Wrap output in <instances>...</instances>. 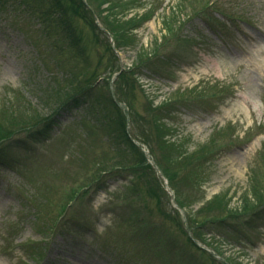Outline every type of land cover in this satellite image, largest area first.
I'll return each instance as SVG.
<instances>
[{
  "label": "rangeland",
  "instance_id": "obj_1",
  "mask_svg": "<svg viewBox=\"0 0 264 264\" xmlns=\"http://www.w3.org/2000/svg\"><path fill=\"white\" fill-rule=\"evenodd\" d=\"M24 1L0 0V264H264V0H125L119 56L78 0L35 45Z\"/></svg>",
  "mask_w": 264,
  "mask_h": 264
},
{
  "label": "trees",
  "instance_id": "obj_2",
  "mask_svg": "<svg viewBox=\"0 0 264 264\" xmlns=\"http://www.w3.org/2000/svg\"><path fill=\"white\" fill-rule=\"evenodd\" d=\"M112 2L114 4H112ZM128 2L131 4L136 3L133 0H128ZM103 4H107L108 7L105 9H101L99 6L98 9L94 10L93 8L89 9L87 6H85V4H83V0H78L76 5L78 9L77 12L79 14L85 12L86 13L85 15H87L88 18L90 17V21L94 27H96L94 17L97 16L100 19L103 28L112 35L116 43L115 46L116 49L122 50L123 48L127 47L129 43H131L132 38L130 36V32L132 28H134L131 27L133 25L132 24L133 22L131 21L123 22L125 25H122V21L116 19V11L119 8L122 7L125 8V4H126L125 0H104ZM17 7H18L17 29L24 31L27 34L28 38L32 39L33 42H34L33 39L35 37V42H34L35 45H38L40 43L39 40L37 39V35H38L39 37H42L46 41H49L48 42L49 45H51L54 42L56 47L59 48L63 44L62 42H64V40L67 39L64 34H66L67 32V35H69V33H72V30H74V28L72 27L73 26L72 21L69 22L65 21V11L62 8V3L58 0H32L31 2L24 1L17 3ZM116 7L119 8L117 9ZM31 20L38 21V28H35L34 24L32 25L30 24ZM32 29H36V30L32 31ZM30 30L32 32H30ZM101 34L104 35V32L102 31ZM80 76L81 75H72V77L76 79L79 78ZM69 84L72 85L73 83L69 82ZM90 97L91 95L89 94L86 95V98H90ZM117 102L118 101L112 99L108 101L109 103L108 106H112L117 112H119V105L117 104ZM156 129L158 132L162 133L165 132L167 128L161 125L159 123V120L157 119ZM124 136L127 143L131 145V147L135 148V145L131 137L128 134H126V132ZM142 143L145 142L142 140ZM144 161H145L144 163L147 162L146 160ZM137 164L139 165V167H141V169L150 172L152 171V173L156 174L150 164H146V165H144L143 163L142 164L137 163ZM160 168L163 171L164 175L169 179L170 185L176 193V200L179 207L181 209H186L187 207H189L187 203V199H184V197L181 195V193L177 188L174 175H172L171 169L168 166L165 167L163 165H160ZM194 172L195 170L192 171V173ZM257 196L259 198V195ZM248 203L250 202L246 200L244 205L247 207ZM210 207L226 208L227 202L225 201V197L221 194L216 195L214 198H212V200L208 201L204 205V207L198 211V214L199 215L203 214L205 209ZM194 214L195 213L188 214L187 217L188 226L191 229V232L195 240H199L203 243H207L200 229V227L205 225V223L200 221L198 222L196 215Z\"/></svg>",
  "mask_w": 264,
  "mask_h": 264
},
{
  "label": "water",
  "instance_id": "obj_3",
  "mask_svg": "<svg viewBox=\"0 0 264 264\" xmlns=\"http://www.w3.org/2000/svg\"><path fill=\"white\" fill-rule=\"evenodd\" d=\"M105 32L108 34L107 31H105ZM118 55H119V54H118ZM165 181H166V185H167L168 191L171 192V193L173 194L172 190H171L170 187H169V184H168L167 180H165Z\"/></svg>",
  "mask_w": 264,
  "mask_h": 264
}]
</instances>
